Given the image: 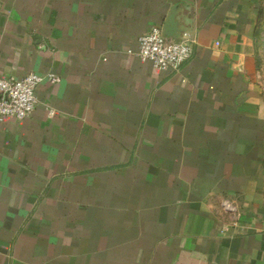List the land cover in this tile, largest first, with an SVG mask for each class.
Masks as SVG:
<instances>
[{
  "label": "crops",
  "instance_id": "1",
  "mask_svg": "<svg viewBox=\"0 0 264 264\" xmlns=\"http://www.w3.org/2000/svg\"><path fill=\"white\" fill-rule=\"evenodd\" d=\"M260 2L0 0V78L42 77L0 120V264H264ZM172 12L192 52L158 69Z\"/></svg>",
  "mask_w": 264,
  "mask_h": 264
},
{
  "label": "built area",
  "instance_id": "2",
  "mask_svg": "<svg viewBox=\"0 0 264 264\" xmlns=\"http://www.w3.org/2000/svg\"><path fill=\"white\" fill-rule=\"evenodd\" d=\"M190 41L174 39L163 32L161 26H151L138 38L134 54L143 61H149L158 69H176L191 55ZM52 78V77H51ZM42 77L30 72L22 78H0V120L6 116L23 119L35 108V90ZM221 208L232 213L235 201L223 200Z\"/></svg>",
  "mask_w": 264,
  "mask_h": 264
},
{
  "label": "rangeland",
  "instance_id": "3",
  "mask_svg": "<svg viewBox=\"0 0 264 264\" xmlns=\"http://www.w3.org/2000/svg\"><path fill=\"white\" fill-rule=\"evenodd\" d=\"M254 37V58L256 64V79L259 81L264 103V0L260 2L256 29Z\"/></svg>",
  "mask_w": 264,
  "mask_h": 264
},
{
  "label": "water",
  "instance_id": "4",
  "mask_svg": "<svg viewBox=\"0 0 264 264\" xmlns=\"http://www.w3.org/2000/svg\"><path fill=\"white\" fill-rule=\"evenodd\" d=\"M163 32L174 38V39H178L181 35V33L184 32L183 29L178 28L175 19H174V12H172L166 19L164 25H163Z\"/></svg>",
  "mask_w": 264,
  "mask_h": 264
},
{
  "label": "trees",
  "instance_id": "5",
  "mask_svg": "<svg viewBox=\"0 0 264 264\" xmlns=\"http://www.w3.org/2000/svg\"><path fill=\"white\" fill-rule=\"evenodd\" d=\"M257 25V24H256ZM255 35H257V31H255Z\"/></svg>",
  "mask_w": 264,
  "mask_h": 264
}]
</instances>
